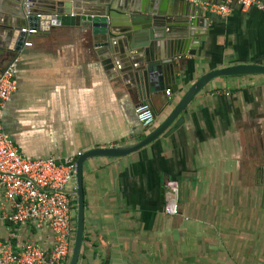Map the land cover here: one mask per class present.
Listing matches in <instances>:
<instances>
[{
	"label": "crops",
	"instance_id": "crops-1",
	"mask_svg": "<svg viewBox=\"0 0 264 264\" xmlns=\"http://www.w3.org/2000/svg\"><path fill=\"white\" fill-rule=\"evenodd\" d=\"M207 15L208 34L176 60L178 91L166 85L169 96L163 90L147 100L113 61L106 67L87 25L45 26L44 34L27 38L30 46L0 56V70L18 59V88L3 109L5 133L30 158L76 164L91 148L139 141L201 75L264 65L263 12L233 6L226 17ZM139 104L152 113L148 127L135 111ZM179 119L171 133L136 152L84 161L76 264H264V75L214 78ZM72 191L76 224L75 176ZM0 203L8 210L1 187ZM174 203L178 213H165ZM0 239L49 246L52 233L0 219Z\"/></svg>",
	"mask_w": 264,
	"mask_h": 264
},
{
	"label": "water",
	"instance_id": "water-1",
	"mask_svg": "<svg viewBox=\"0 0 264 264\" xmlns=\"http://www.w3.org/2000/svg\"><path fill=\"white\" fill-rule=\"evenodd\" d=\"M201 3L220 4L222 0H0V56L20 52L29 36L45 33V26L87 25L106 67H113V61L121 76L134 83L142 100L163 91L166 85L176 93V60L190 53L192 46L208 34V15L202 14ZM254 74L264 75V65L241 63L213 69L196 79L164 120L139 141L91 148L78 156L76 224L68 264L77 263L83 238L84 161L92 156L120 157L136 152L161 134L171 133L179 125L181 118L176 119L185 107L214 78Z\"/></svg>",
	"mask_w": 264,
	"mask_h": 264
},
{
	"label": "built area",
	"instance_id": "built-area-1",
	"mask_svg": "<svg viewBox=\"0 0 264 264\" xmlns=\"http://www.w3.org/2000/svg\"><path fill=\"white\" fill-rule=\"evenodd\" d=\"M207 14L228 16L233 6L255 7L264 13V0H222L220 4L201 3ZM22 31L35 32L34 29ZM31 42L25 41L24 46ZM17 58L11 59L0 70V187L8 210L0 203V219L12 225L31 224L36 229L48 228L52 242L44 246L26 241L14 246L0 239V264H68L75 232L73 215L74 193L72 182L75 163L53 156L30 158L14 143L3 128V109L17 91ZM167 96L171 89L164 90ZM139 121L148 127L153 122L149 107L136 106ZM167 214H177L178 205L164 207Z\"/></svg>",
	"mask_w": 264,
	"mask_h": 264
},
{
	"label": "rangeland",
	"instance_id": "rangeland-1",
	"mask_svg": "<svg viewBox=\"0 0 264 264\" xmlns=\"http://www.w3.org/2000/svg\"><path fill=\"white\" fill-rule=\"evenodd\" d=\"M73 214L75 215V209L73 208Z\"/></svg>",
	"mask_w": 264,
	"mask_h": 264
}]
</instances>
